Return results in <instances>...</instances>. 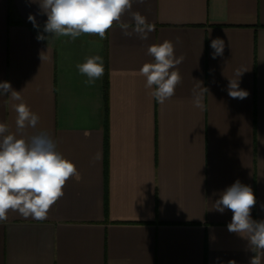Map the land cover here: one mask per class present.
<instances>
[{
    "label": "crops",
    "instance_id": "0c3cea01",
    "mask_svg": "<svg viewBox=\"0 0 264 264\" xmlns=\"http://www.w3.org/2000/svg\"><path fill=\"white\" fill-rule=\"evenodd\" d=\"M132 10L154 25L147 40L118 24L104 40H38L48 36L38 0H0V83L40 117L27 134L47 131L81 176L47 219L9 212L0 264H250L248 241L227 229L233 213L212 207L239 180L256 197L252 219L264 220V0H145ZM216 38L225 47L213 59ZM164 40L184 60L182 83L160 104L138 71ZM97 54L105 72L88 84L77 65ZM238 78L243 100L227 91ZM12 103L0 95V123L15 132Z\"/></svg>",
    "mask_w": 264,
    "mask_h": 264
},
{
    "label": "clouds",
    "instance_id": "9594fccd",
    "mask_svg": "<svg viewBox=\"0 0 264 264\" xmlns=\"http://www.w3.org/2000/svg\"><path fill=\"white\" fill-rule=\"evenodd\" d=\"M42 14L47 19L38 40L49 36L70 37L73 41L81 35H97L106 39V33L118 24L126 37L135 35L147 40L154 31V25L139 11H133V4H144L145 0H38ZM130 20L125 22V15ZM29 21L39 28L35 16ZM179 43V38H177ZM212 58L223 56L225 42L220 38L211 41ZM152 62L143 64L138 74L145 78V88L158 103L170 100L182 76L178 66L184 57L175 55V45L170 40L154 43L147 48ZM41 59L43 57L41 56ZM79 72L87 76L86 83L92 84L103 77L105 68L101 55H93L86 62L78 64ZM243 72H237L238 77ZM238 79H229L228 95L243 100L249 92L239 87ZM22 91H16L7 81L0 83V95L8 96L15 112V132L7 123H0V223L8 220L9 212H16L24 218L47 219L49 210L64 195V187L69 179H81L76 165L57 150V142L45 130L27 134L28 129H36L40 117L24 101ZM208 92L202 82L193 89V105L203 109V96ZM96 153L94 159H99ZM256 197L250 186L239 180L219 194L212 209L223 213L225 209L233 213L227 225L229 232L237 233L248 241V249L254 253L250 264H262L264 260V220H253L251 210L256 205ZM235 264V262H232Z\"/></svg>",
    "mask_w": 264,
    "mask_h": 264
}]
</instances>
